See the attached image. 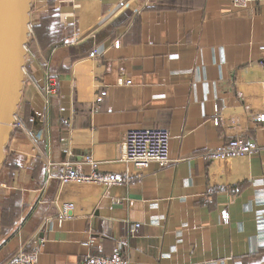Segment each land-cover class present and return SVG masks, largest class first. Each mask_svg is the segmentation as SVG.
<instances>
[{"label": "crops", "instance_id": "crops-1", "mask_svg": "<svg viewBox=\"0 0 264 264\" xmlns=\"http://www.w3.org/2000/svg\"><path fill=\"white\" fill-rule=\"evenodd\" d=\"M5 1L11 20L27 7L15 116L25 100L31 133L23 139L13 126L16 160L0 166V264L36 242L39 264H79L119 244L134 250L136 264H264L252 184L264 180V128L248 119L264 108V0L243 9L231 0ZM49 9L64 37L43 58L37 27ZM98 47L108 50L89 58ZM49 77L56 94L47 99ZM229 127L260 150L210 159ZM151 128L169 132V166L153 163L131 184L109 188L59 184L63 163L86 156L98 171L123 172L125 133ZM56 198L76 207L61 225Z\"/></svg>", "mask_w": 264, "mask_h": 264}, {"label": "built area", "instance_id": "built-area-1", "mask_svg": "<svg viewBox=\"0 0 264 264\" xmlns=\"http://www.w3.org/2000/svg\"><path fill=\"white\" fill-rule=\"evenodd\" d=\"M232 4L238 8H247L250 4L258 2L260 0H231ZM119 41L116 40L114 45H119ZM264 49V46L262 47ZM108 49L104 47L94 48L89 58L95 59L103 55ZM130 84L131 81L126 82ZM45 96L48 99L52 95L56 94L55 82L52 77L47 80V87L45 90ZM102 97H98L97 101H101ZM215 112L218 116L215 118L214 123L220 125L223 122V116L221 115V109L215 108ZM255 121L264 128V108L255 109L251 113ZM249 114V115H250ZM15 130L24 129L22 123L15 116L14 124ZM227 139L225 144L216 150H213L206 155L212 160H223L232 157H248L260 148L251 143H247L243 138V132L241 130H232L230 127L227 129ZM169 143L170 135L165 129H131L127 131L120 142V154L119 159L125 164V170L118 173H104L97 170V161L92 156H86L81 162L67 161L63 163L62 170L58 175V181L60 185H66L70 183L80 184H97L104 187H112L116 185L131 184L134 180L141 175L146 168L151 164H158L160 168H165L172 163V159L169 155ZM88 165L91 170L89 172H82L80 166ZM256 190V200L260 204V209L256 211V227L260 236L264 237V180L262 178L254 179L252 181ZM58 204V221L61 225L63 220L70 219L75 216V204L70 201H61L59 198L55 200ZM164 219L162 216L154 219L155 223ZM141 224L137 223L133 225L132 233H135ZM40 244L36 242L32 248L28 249L26 246L21 247L15 254H13L6 262V264H39ZM79 264H136L135 252L133 249H129L127 253L124 252V248L119 244L114 250L113 254L109 256L103 255H88ZM233 264H243L241 260H236Z\"/></svg>", "mask_w": 264, "mask_h": 264}, {"label": "water", "instance_id": "water-1", "mask_svg": "<svg viewBox=\"0 0 264 264\" xmlns=\"http://www.w3.org/2000/svg\"><path fill=\"white\" fill-rule=\"evenodd\" d=\"M25 6L22 17L11 20L6 12V1L0 0V166L5 160L24 84L29 34Z\"/></svg>", "mask_w": 264, "mask_h": 264}, {"label": "rangeland", "instance_id": "rangeland-1", "mask_svg": "<svg viewBox=\"0 0 264 264\" xmlns=\"http://www.w3.org/2000/svg\"><path fill=\"white\" fill-rule=\"evenodd\" d=\"M54 12H56V11L50 10V9L47 11V13H48V17H47V21H46L47 23L44 22V25H45V28H46L47 31H45V29H44V31L42 32L43 36L39 37L41 42L38 43L37 48L38 49L40 48V53L42 54L40 56H43V58L46 57V55L48 54V51L51 48H53L54 46H56L59 43H61L62 39L64 37V36H60V34L63 32L62 31V26L59 24V22H58V20L56 18L57 16H56V14ZM48 32H49V35L48 36H44V34H46ZM37 48L35 49V53L32 50L31 54L34 55V57L38 60L37 56L40 53L38 52ZM36 54H37V56H36ZM17 116H18V119L20 120V122L22 123L24 129L27 130L29 133H31V130L29 128V125L31 123V116H30V113H29V108L26 105V101L23 100V99L21 101V105L19 107ZM248 119H250V121L256 122L254 117H252L251 114L249 115ZM15 132L19 133V135H23L24 136L23 139L27 140L28 134L26 133V131L16 129ZM11 140L12 139H10V141ZM10 141L7 144V147H6V150H5V159H6V161L7 160H11L10 162L13 163L14 160H16V159L13 158V156H11V152H10L11 149L10 148L13 146V142L12 141L10 142ZM15 166H17V164ZM12 172H13V170H12Z\"/></svg>", "mask_w": 264, "mask_h": 264}, {"label": "trees", "instance_id": "trees-1", "mask_svg": "<svg viewBox=\"0 0 264 264\" xmlns=\"http://www.w3.org/2000/svg\"><path fill=\"white\" fill-rule=\"evenodd\" d=\"M45 22H46V21H45ZM46 23H47V22H46ZM44 29H45V31H47L46 28H45L44 23H42L40 26L37 27V35H38V36H36V38H37L38 43L41 42L40 39H39V37H40V36H43V33H42V32L44 31ZM48 35H49V32L46 33V34H44V36H48ZM5 161H6V159L4 160L3 164L5 163ZM3 164H2V165H3Z\"/></svg>", "mask_w": 264, "mask_h": 264}]
</instances>
